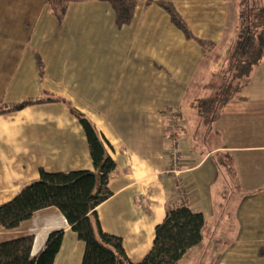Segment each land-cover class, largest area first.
<instances>
[{
	"label": "crops",
	"instance_id": "0c3cea01",
	"mask_svg": "<svg viewBox=\"0 0 264 264\" xmlns=\"http://www.w3.org/2000/svg\"><path fill=\"white\" fill-rule=\"evenodd\" d=\"M170 1L195 35L216 43L209 53L146 0L123 27L101 1L71 3L58 22L45 0H0V97L14 101L7 91H24V99L46 90L95 123L116 162L112 194L96 207L97 216L104 231L122 238L130 261H141L151 249L156 225L179 200L173 186L180 182L188 191L185 202L204 213L205 224L202 241L177 264L200 258L207 246L217 254L206 264H264V59L241 94L206 119L198 101L214 94L216 63L225 65L236 41L238 0ZM35 51L44 59V76ZM169 112L178 120L177 175L166 172ZM40 167L94 169L82 126L63 102L0 115V204L38 180ZM61 228L54 264H82L85 244L56 206L0 228V239L33 235L37 254L48 234Z\"/></svg>",
	"mask_w": 264,
	"mask_h": 264
},
{
	"label": "trees",
	"instance_id": "16d2710c",
	"mask_svg": "<svg viewBox=\"0 0 264 264\" xmlns=\"http://www.w3.org/2000/svg\"><path fill=\"white\" fill-rule=\"evenodd\" d=\"M82 1L92 0H45V3L56 20L62 22L70 4ZM96 1L110 5L117 27L132 22L139 3V0ZM149 3L162 7L185 38L197 43L203 53H209L216 46L214 41L194 34L172 1L146 0V4ZM235 31L237 38L229 50V63L218 71L213 83L217 89L212 96L198 101V108L206 119H215L231 99L239 96L254 70L263 62L264 0H238ZM34 57L40 76H44L45 62L42 55L35 51ZM46 102L65 103L77 118L86 136L94 169L48 171L40 167L38 180L26 185L11 200L0 204V228L17 227L37 210L56 206L85 244L82 264H177L189 248L202 241L204 213L193 210L185 201H172L167 207L164 220L155 227L153 245L149 252L139 262L130 261L122 238L104 231L97 216L96 207L112 194L108 184L116 169V162L108 152L107 140L90 117L66 97L46 90L40 96L19 101H7L0 97V115ZM64 232L62 228L51 231L37 254H33V235L0 239V264H54ZM259 254L264 255V246L259 249Z\"/></svg>",
	"mask_w": 264,
	"mask_h": 264
},
{
	"label": "built area",
	"instance_id": "2783aa9c",
	"mask_svg": "<svg viewBox=\"0 0 264 264\" xmlns=\"http://www.w3.org/2000/svg\"><path fill=\"white\" fill-rule=\"evenodd\" d=\"M175 114L176 113L173 112L169 115V120L166 124V131L170 141V147L167 150V154L171 160V166L167 169L166 172L173 175H177L180 172V170L178 169V163L182 159V154L178 151L175 146L178 136V120L177 115ZM173 193L177 196V199H179L180 201H185L186 197L188 196L187 189H185L180 182L174 184Z\"/></svg>",
	"mask_w": 264,
	"mask_h": 264
},
{
	"label": "rangeland",
	"instance_id": "374dc122",
	"mask_svg": "<svg viewBox=\"0 0 264 264\" xmlns=\"http://www.w3.org/2000/svg\"><path fill=\"white\" fill-rule=\"evenodd\" d=\"M236 45V44H235ZM236 46H234L235 48ZM95 58L93 57L91 60H92V63L95 64ZM224 60H228V55H227V59L225 58ZM95 62V63H94ZM223 63L224 61L222 59H219L216 63L217 65V69H216V73L215 74H218V71H220L221 69H223ZM229 63V60L225 63V67L226 65H228ZM97 64V63H96ZM219 64V65H218ZM255 75V74H254ZM216 80V79H215ZM90 81V79L88 80ZM88 81H86L85 83H87ZM217 82L219 83V79L217 80ZM217 89V88H216ZM44 91V90H43ZM42 91V92H43ZM14 101H18V100H21L22 99V94H24L22 91H7ZM81 92V91H80ZM172 112H169L168 115H170ZM175 113V112H174ZM176 115V114H175ZM76 118V117H75ZM77 119V118H76ZM168 120H169V117H168ZM77 122L79 123V121L77 120ZM80 124V123H79ZM218 247H220L221 245H217ZM221 252V251H220ZM219 252V253H220ZM218 253V254H219ZM217 254V251H214L210 246H207L205 247V250H203V254L201 253V257L200 258H196V259H193V260H189L187 263L185 264H206L207 260L205 259L206 257H209L210 258V261L212 262V260H215L214 256ZM217 264H224V260L223 259H218L217 260Z\"/></svg>",
	"mask_w": 264,
	"mask_h": 264
}]
</instances>
